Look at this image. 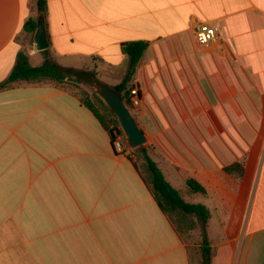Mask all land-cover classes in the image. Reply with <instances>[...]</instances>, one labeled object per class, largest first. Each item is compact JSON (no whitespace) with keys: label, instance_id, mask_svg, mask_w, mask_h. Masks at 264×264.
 <instances>
[{"label":"crops","instance_id":"1","mask_svg":"<svg viewBox=\"0 0 264 264\" xmlns=\"http://www.w3.org/2000/svg\"><path fill=\"white\" fill-rule=\"evenodd\" d=\"M39 12L0 0V83L20 52L44 62L24 28ZM46 20L50 56L113 87L128 69L122 44L150 42L130 110L165 178L210 215L185 240L137 153H118L75 92L15 83L0 89V264H200L205 235L212 264H264V0H47ZM203 22L219 29L205 45ZM236 163L240 174L226 171ZM188 178L207 195L188 193Z\"/></svg>","mask_w":264,"mask_h":264},{"label":"trees","instance_id":"2","mask_svg":"<svg viewBox=\"0 0 264 264\" xmlns=\"http://www.w3.org/2000/svg\"><path fill=\"white\" fill-rule=\"evenodd\" d=\"M37 6L39 11L47 12V0H37ZM24 28L26 31H34L36 28V19L30 18L26 21ZM150 42L147 40H134L124 42L122 44V52L128 57V69L123 80L116 85V88L121 98L132 108L128 93L131 88L136 86L134 78L136 76L137 67L141 62ZM45 60L43 64L33 66L29 63L28 56L20 52L15 67L13 68L9 78L0 83V89L11 86L15 83H38V82H50L55 85L66 88L75 92L82 103L88 107L94 115L101 122L102 126L110 133L112 144L121 135L123 130L121 129L120 122L116 114L105 104L104 100L100 96H91L86 90H79L73 84L68 82L71 80L75 83L82 81L81 75L87 77H95L96 72L91 69L77 70L74 68H66L56 62L51 56L49 49L44 50ZM95 60V59H94ZM76 87V88H75ZM141 156L137 160L130 159L134 163L136 169L141 173L146 184L151 189L154 197L162 209V211L170 217V213L177 212L181 215H194L202 224V230L205 233V227L209 218V210L202 203H192L185 199L184 192L176 189L164 176L162 170L157 163L149 156L146 148H138ZM126 152L132 154L135 150L128 149ZM143 157V163H140L139 159ZM226 171L230 173H241L242 167L240 164H233L226 167ZM187 192L190 194L207 195L206 188L193 178H188L186 181ZM173 222V220H172ZM194 228V227H193ZM191 228V229H193ZM179 231V229H178ZM205 242L201 244V263L200 264H212L213 259V247L209 243L206 235L204 236Z\"/></svg>","mask_w":264,"mask_h":264},{"label":"water","instance_id":"3","mask_svg":"<svg viewBox=\"0 0 264 264\" xmlns=\"http://www.w3.org/2000/svg\"><path fill=\"white\" fill-rule=\"evenodd\" d=\"M50 46L46 13L40 11L36 21L34 47L37 51H44ZM92 80L104 102L116 114L122 130L127 136L129 148H143L147 142V137L138 125L130 108L121 98L119 91L98 77H93Z\"/></svg>","mask_w":264,"mask_h":264},{"label":"rangeland","instance_id":"4","mask_svg":"<svg viewBox=\"0 0 264 264\" xmlns=\"http://www.w3.org/2000/svg\"><path fill=\"white\" fill-rule=\"evenodd\" d=\"M33 63L36 64L35 61H33ZM31 64H32V62H31ZM41 64H43V61H41L39 63L37 61V65H41ZM88 68L91 70H94L96 72L95 77L100 78L98 75V72L94 68H92L91 66H89ZM88 68H85V69H88ZM81 70H83V69H81ZM78 75L81 76V78H82V81L79 84L75 83L71 80L68 83L75 85L77 87V89H79V90L80 89L86 90L93 97L96 95L101 97L100 92L98 91V89L96 88V86L93 83V80H92L93 76L87 77V76L81 75V74H78ZM120 126H121V124H120ZM121 129H122V127H121ZM123 133H124V131H123ZM119 137L121 139L122 145L124 146L125 150H128L126 148V145L128 146V139H127V136L125 135V133ZM133 150H135V152L137 153L138 156H141L138 148H134ZM186 200L193 202V203H201L199 201H202L203 197H201L199 195L187 196ZM170 216L173 220L175 227L177 228V230L179 229L180 234L182 235V237L185 240H194V239H196V237H197V239L199 238V234L198 233L194 234V231L195 230L199 231L202 228V224L196 216H194V215H181L177 212H171ZM191 228H193V229H191ZM203 241H204V238H203Z\"/></svg>","mask_w":264,"mask_h":264},{"label":"built area","instance_id":"5","mask_svg":"<svg viewBox=\"0 0 264 264\" xmlns=\"http://www.w3.org/2000/svg\"><path fill=\"white\" fill-rule=\"evenodd\" d=\"M218 27L209 22L200 23L196 29V39L200 44H209L218 37ZM132 107H138L141 102L140 91L138 86H134L128 93ZM114 148L118 153H125L126 150L122 145L120 137L114 141Z\"/></svg>","mask_w":264,"mask_h":264}]
</instances>
